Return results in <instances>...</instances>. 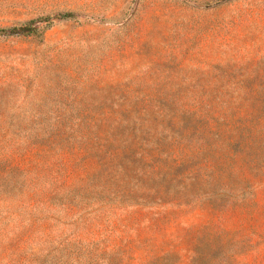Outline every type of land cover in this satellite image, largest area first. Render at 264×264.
I'll list each match as a JSON object with an SVG mask.
<instances>
[{
	"label": "rangeland",
	"instance_id": "rangeland-1",
	"mask_svg": "<svg viewBox=\"0 0 264 264\" xmlns=\"http://www.w3.org/2000/svg\"><path fill=\"white\" fill-rule=\"evenodd\" d=\"M23 25L0 34V264H264V119L244 199L207 147L264 118V0H0Z\"/></svg>",
	"mask_w": 264,
	"mask_h": 264
},
{
	"label": "trees",
	"instance_id": "trees-1",
	"mask_svg": "<svg viewBox=\"0 0 264 264\" xmlns=\"http://www.w3.org/2000/svg\"><path fill=\"white\" fill-rule=\"evenodd\" d=\"M73 14L71 13H60L56 14L53 17H48V20H51V23H54L56 20H65L72 18ZM31 31L30 25H23L19 27H12L8 29H0V34H22L28 33ZM264 118L260 117H252L245 119H237V120H223L219 121L217 125V131L215 130V136L209 137L207 147L210 152H220L225 157L222 163L217 164L220 173L219 180L214 182V188L216 187H225L226 192L230 197H233L235 200H240L245 198V188H241L238 176L234 173V167L239 164V159L246 158L249 160L248 165L251 168L254 164L253 154L256 153L255 147V138L258 134L259 124ZM214 129V128H212ZM244 161V159H241ZM216 174L215 172H212ZM174 177H176V173H172ZM212 177V176H211ZM218 183V184H216ZM221 183V184H219ZM242 183V182H241ZM212 184V185H213ZM161 201L163 198H160ZM137 204H141L142 202H136ZM159 203V202H153Z\"/></svg>",
	"mask_w": 264,
	"mask_h": 264
}]
</instances>
